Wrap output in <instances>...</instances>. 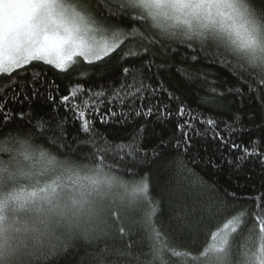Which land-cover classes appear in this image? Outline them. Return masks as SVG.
<instances>
[{
    "label": "snow or ice",
    "instance_id": "1",
    "mask_svg": "<svg viewBox=\"0 0 264 264\" xmlns=\"http://www.w3.org/2000/svg\"><path fill=\"white\" fill-rule=\"evenodd\" d=\"M2 145L0 264H264V0H0Z\"/></svg>",
    "mask_w": 264,
    "mask_h": 264
},
{
    "label": "trees",
    "instance_id": "2",
    "mask_svg": "<svg viewBox=\"0 0 264 264\" xmlns=\"http://www.w3.org/2000/svg\"><path fill=\"white\" fill-rule=\"evenodd\" d=\"M43 67L45 68V70L47 69V66H43ZM197 69H202V70L207 71V72L215 73L220 78L221 81H225V80H229L230 81V77L227 76V73L220 72L216 68H211V67H205L203 65H198ZM49 75H52V73H49ZM58 79H64V77H59ZM210 79H211V77H210ZM230 99H232V98H230ZM237 103H239V101H237ZM245 103H248L247 99L245 100ZM167 128L171 129L172 125H168ZM157 132L161 133V134H163L165 136H167V134H168L163 129H157ZM5 146H8V145H2L0 147H5ZM0 155H3V154L0 153ZM239 183L241 185L245 184V180H244L243 176H241V178L239 179ZM235 185H236V181L234 180L232 182V187H235ZM257 192H264V188H260V182H259L258 179L256 181L255 188H253L252 185H249L247 188H241L240 191H239V195H241V196H254V195L257 194ZM245 203H247V202H245ZM248 206H250V205H248Z\"/></svg>",
    "mask_w": 264,
    "mask_h": 264
},
{
    "label": "rangeland",
    "instance_id": "3",
    "mask_svg": "<svg viewBox=\"0 0 264 264\" xmlns=\"http://www.w3.org/2000/svg\"><path fill=\"white\" fill-rule=\"evenodd\" d=\"M5 147H7V148H10V147H11V145H8V146H5ZM4 158H5V159H7V157H6V156H5Z\"/></svg>",
    "mask_w": 264,
    "mask_h": 264
}]
</instances>
